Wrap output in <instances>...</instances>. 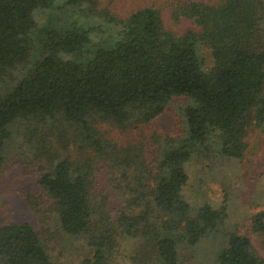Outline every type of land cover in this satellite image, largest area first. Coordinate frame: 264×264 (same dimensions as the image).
Here are the masks:
<instances>
[{"label": "trees", "instance_id": "obj_1", "mask_svg": "<svg viewBox=\"0 0 264 264\" xmlns=\"http://www.w3.org/2000/svg\"><path fill=\"white\" fill-rule=\"evenodd\" d=\"M53 2L0 0V170L16 148L34 173L25 203L78 236L76 264H188L228 216L227 168L264 127V0L152 1L122 16L69 0L104 14L108 39L51 28L33 54L35 13ZM175 97L178 130L151 127ZM186 164L220 182L218 206L182 196ZM248 228L223 230L212 264H264V207ZM48 243L32 221L0 222V264H51Z\"/></svg>", "mask_w": 264, "mask_h": 264}, {"label": "rangeland", "instance_id": "obj_2", "mask_svg": "<svg viewBox=\"0 0 264 264\" xmlns=\"http://www.w3.org/2000/svg\"><path fill=\"white\" fill-rule=\"evenodd\" d=\"M162 0H98L99 6H106L118 15H125L136 5L144 2ZM94 9V10H93ZM36 27L33 33V54L38 48L39 37L48 29L66 30L79 29L85 31L90 42L94 45L103 44L108 39L107 23L104 14L97 12V8L80 3H70L69 0H54L49 9L35 13ZM185 27V26H184ZM200 53V48L196 46ZM208 61L206 49H202ZM184 97H175L165 108L164 112L155 117L151 127L164 130H178L180 117L177 104ZM176 105V106H175ZM245 156L232 163L226 171L227 180L231 181L233 193L231 204L228 207V216L221 221L214 236L205 238L198 245L187 248L184 256L189 259L188 264H212L214 251L220 245L223 230L249 231V217L252 213L264 207V127L257 128L249 137ZM23 156L17 154L16 148L8 155L4 167L0 170V222L4 220L32 221L49 239L48 245L52 252L51 264H76L82 253L83 244L77 235H68L57 230L51 214L40 206L46 215L32 212L25 203V192H33V168L23 162ZM190 180L183 187L182 196L196 209L203 203L219 205L223 199V190L219 181L204 179L198 180L197 171L186 164ZM103 187V183L100 185ZM252 239L261 251L255 237ZM264 254V252L262 251Z\"/></svg>", "mask_w": 264, "mask_h": 264}]
</instances>
